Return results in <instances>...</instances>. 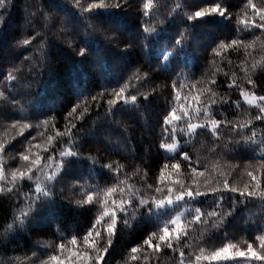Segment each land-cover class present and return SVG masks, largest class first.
Returning a JSON list of instances; mask_svg holds the SVG:
<instances>
[{"label": "trees", "instance_id": "trees-1", "mask_svg": "<svg viewBox=\"0 0 264 264\" xmlns=\"http://www.w3.org/2000/svg\"><path fill=\"white\" fill-rule=\"evenodd\" d=\"M145 2L123 0L119 8L109 6L92 13L83 12L75 0H5L0 8V91L5 94L0 98V166L6 175L0 181V264H44L58 254L61 243L67 245L62 257L70 258L65 264L77 260L72 256L77 249L87 252L93 257L91 264H96V253L83 243V237L93 228L101 207L95 203L94 192L93 203L78 201L97 187H117L118 193L123 187L127 193L131 186V197L125 195L124 199L131 198L133 205L141 198L148 200L146 206L118 212L110 245L103 228L100 237L93 233L97 247H107L100 264H180L181 259L183 264H195L201 248L210 255L227 243L244 250L247 242H253L259 251L255 237L264 235V199L260 197L264 190V120L255 119L259 109L241 100V89L264 96V29L242 30L238 21L246 19L250 25L261 21L247 0H153L148 16L144 15ZM81 3L87 6L85 0ZM252 3L264 7V0ZM216 4L226 9L225 17L211 13L188 19L195 11ZM145 27L154 31L145 33ZM181 33L182 45L176 46L174 41ZM33 36L30 45L20 44ZM233 40L243 43L219 48ZM168 53L172 55L164 60ZM15 69H19L14 72L16 79L9 82L7 74ZM249 79L254 84H249ZM233 80L239 87H229ZM125 85L126 96H137L135 104L120 101L113 107L108 102L116 99L115 90ZM177 91L183 104L176 103ZM196 96L201 104L217 101L211 104V118L221 122L216 135L203 111L191 117L192 122L208 125L198 128L195 136L179 131L186 128V120L177 122L174 136L165 131L169 126L163 121L171 109L175 107L179 114L182 106L198 107ZM73 108L76 112L69 115ZM24 124L29 127L23 128ZM68 128L71 135H56ZM253 131L255 143L247 139ZM49 136L53 137L51 144ZM173 142L176 151L166 152L162 145ZM67 149L78 155L64 160L55 180L48 184L45 174H51L63 159L60 153ZM183 153L190 161L182 159ZM22 154L29 155L30 161L41 157L40 168L33 167L32 180L26 173L25 179L13 186L10 171L23 170L29 164L20 159ZM172 163L181 165L179 172L171 168ZM107 165H112V170ZM193 168L204 175L193 174ZM161 172L165 173L163 184ZM248 172L256 175L260 189H254L256 181ZM37 179L51 188L48 197L35 200ZM173 179L199 187L205 194L175 207L155 208L152 199L163 193L154 188L177 190L179 186L170 182ZM119 180L126 183L120 185ZM225 180L239 191L247 184L255 195L241 197L226 190ZM26 197L35 200L30 211ZM195 208L201 210L200 221L195 220ZM214 210L217 215L209 216ZM22 211L29 214L21 217ZM178 215L187 232L186 236L182 233L179 245L173 238L172 248L161 246L155 252L144 244L155 233V245L166 224L175 227L171 219ZM215 222H220L218 227L213 226ZM73 237L78 245L70 243ZM133 247L140 251L133 254ZM133 255L138 258L131 259ZM240 261L239 257L201 259L199 264ZM78 264H86L83 257Z\"/></svg>", "mask_w": 264, "mask_h": 264}, {"label": "snow or ice", "instance_id": "snow-or-ice-1", "mask_svg": "<svg viewBox=\"0 0 264 264\" xmlns=\"http://www.w3.org/2000/svg\"><path fill=\"white\" fill-rule=\"evenodd\" d=\"M86 5L84 6L81 3V0H75V4L79 7H81V10L83 12H88V13H92L94 10L96 9H107L109 6L112 7H116L119 8L121 6V4L123 3V0H114V2H112L111 4H109L108 2H106V0H91V2H87V0H85ZM5 4V0H0V8H2ZM247 5L248 7H250L253 11V13L259 17V20L261 21V23H255L253 22L251 25L249 23L248 20L246 19H240L238 21L239 24L243 25L244 28L242 30H250V27H257V28H261L264 29V7L262 8H257V6L252 3V0H247ZM153 7V0H146L145 3H143V9H144V15L148 16L150 10ZM177 8H179L180 6L177 5ZM211 13H216L221 17H225L226 16V9H223L221 7V5L216 4L214 6H212L210 9H204V10H198L195 11V13L193 15H189L188 19L189 20H193V19H198V18H203ZM154 31L153 28L150 27H145L144 28V32L145 33H152ZM36 35H39V33H37ZM183 33L180 34V37L177 38L174 41V44L176 46H180L182 45L183 42ZM35 39V36L31 37V38H25L22 41H20L21 45L24 46H28L31 44L32 40ZM242 41L239 40H233L231 41L230 44L226 45L224 43H221L219 45L220 49H226L227 47H231L233 45H239L242 44ZM248 47H250L251 45H247ZM39 47L42 49L43 48V42L40 43ZM81 56L84 55V51L81 50L79 53ZM172 55V53H168L167 55H165L163 57L164 60H168L170 58V56ZM216 55H220V52L217 51ZM25 59H29V57H25ZM257 65H253V70L256 68ZM15 71H19V69H15L12 72H9L7 74V79L9 82H11L12 80L16 79V76L14 74ZM249 84H254V82L249 79ZM212 83H215V80L212 81ZM239 87L238 85L235 84V81L233 80L232 83L229 84V87ZM174 88H176V85H173ZM183 87V84H181V88ZM127 85L119 88L118 90H115V97L116 99L114 100H110L108 103L110 105H112L113 107L115 106L116 103L123 101V103L125 105L129 104L130 102L132 104H135L136 100H137V96L135 94L126 96L125 95V91H126ZM208 91H211V89H208ZM213 96L216 95L215 92L212 93ZM241 96L243 97L244 101L249 105V106H255L256 108L259 109V113L255 116L256 120H264V103H259V102H264V96H256L254 93H249L243 89H241ZM5 94L4 92L0 91V98H4ZM146 98V97H145ZM95 99V98H94ZM195 101L198 105V107L192 108L191 105H188L187 107L182 106L179 109V114H178V110L173 107L171 109V111L169 112L168 116L165 117L163 123L165 125H168L169 128H166L165 131H170V133L174 136L177 133V129H178V124L177 122H180L182 120H186V128H179V131L182 134L188 135L189 137L195 136L196 134V130L198 128H204L207 127L208 125L204 124V123H200V122H192L191 117L193 113H196L197 116H199V113L201 111H203L204 113V119H208L210 120V131H212V133L214 135H216V129L219 128L220 123L219 121L212 119L211 118V104H215L217 103L216 100H212L211 104H201L200 102V97L196 96L195 97ZM254 101H257V103L254 104ZM226 102V101H225ZM176 103H180L183 104V101L181 100V96H180V92L177 91L176 93ZM87 109H85L86 111ZM76 112V108H73L71 110V112L69 113V115H72L73 113ZM77 118H81V117H77ZM245 125H241L240 127H244ZM13 127H15V125H13ZM23 128H27L29 127L28 124H24L22 126ZM75 124L71 125V128H74ZM235 125H233V130L235 129ZM71 128H68L65 130V133H60L57 132L56 135H64V134H68L71 135ZM255 136L256 133L253 131L251 133V136L248 137L247 139L251 140L252 143H255ZM48 143L51 144L53 137L49 136L47 138ZM37 147L39 145H36ZM162 147L166 148V150L168 152H175L176 148H177V144L175 142L173 143H166L164 145H162ZM45 151H47V149H45ZM0 152H3V145L0 144ZM78 155L74 149H67L63 152L60 153V157H62L63 159L57 164V167L54 168L51 172L50 175H48L47 173L46 175V180L48 182V184H50L52 181L55 180L56 178V174L57 172L60 171V168L62 167V164L64 162V160H66L69 157H73ZM20 159L26 162H29V164L26 166L25 169H16V170H11L10 171V176H11V180L10 183L15 186L16 182L18 180H23L26 177V173L27 175V179L32 180L33 177L31 175L32 171H33V167H36L38 170L40 168V163H41V157H37L36 159H33L30 161V157L27 154H22L20 156ZM49 159H52V157L50 156ZM182 159L183 160H189L190 161V157L188 156L187 153H183L182 154ZM0 165H2V161H0ZM45 167H47V165H45ZM106 167L109 168V170H112V165H107ZM165 168L168 167L167 164L164 165ZM181 165L179 163H172L171 164V168L176 170L177 172H179ZM117 173L119 172V168L116 169ZM193 174H198L200 176L204 175V172H196V169L193 168L192 169ZM247 175L249 177H251L252 181H256L255 185H254V189H260L261 188V184L259 181H257V177L256 175H254L252 172H248ZM6 179V175L4 172V169L2 166H0V181H4ZM159 181L161 184L164 183L165 181V173L161 172L160 177H159ZM171 184L173 185H178L179 188L177 190H174L173 187H166L162 188L160 186H157L154 188V191L157 193H163L162 197L160 198H153L152 199V204L155 206V208L157 209H161L167 206H172L175 207L177 204L180 203H187V201L190 200H195L197 197H200L202 195H204L205 193L202 192L200 190L199 187H196L195 189L192 186H185L184 183L181 180L178 179H173L170 181ZM126 183V180H119V184L120 185H124ZM196 182L193 181V184H195ZM152 185H148L149 189H152ZM223 187L226 190H229L231 192H238V195L241 197L244 196H253L255 195V191L252 190H248L249 186L246 184L245 185V190L244 191H239L237 188L235 187H230V185L228 184L227 180H225L223 182ZM9 192H11L13 189L12 187H9L7 189ZM34 194H35V200H38L40 197H48L50 195L51 192V188L47 186V184H44L42 182H40L38 179L35 183V188H34ZM92 192L95 193L97 199L95 200V203L99 204L101 207V213L98 216V218L95 220L94 224H93V228L91 230H89L85 236L83 237V243L87 246H89L90 248H92V250L96 253L95 256V260H96V264H100V261L103 259V256L101 255V253H106L107 252V247L104 248H98L97 247V243L95 238H93V233H95V237H100L101 236V232L100 229L103 228L107 234H108V244H111V236L114 235L115 233V226L118 222V212H122V213H127V210L129 207H132L133 209L140 207V206H146L148 204V200L145 198H141L139 200V203L136 205H133L132 203V199H124L123 197L125 195H129L131 197L132 195V188L130 186L129 191L127 193H125V190L123 187L119 188V193H118V188L117 187H109L107 189H100L99 187L92 189L91 192L86 194V198L83 201H78V203H86V204H90L94 202V196L92 194ZM260 197L262 199H264V190H262L260 192ZM102 198V200H101ZM187 198V200H186ZM26 199H29L30 204H29V211L31 210V204L35 202V200L32 197H26ZM222 197H221V201H222ZM195 212V220L196 221H200L201 220V210L199 208H195L194 209ZM29 214V212H21V217L27 216ZM209 216H216L217 212L214 210L210 213H208ZM21 217H17L16 220L20 223H23V219ZM107 218V219H106ZM181 220V216H176L175 219H171V224L174 225L175 227L173 229H170L167 224L162 228V234L159 235V239L158 242L153 245L152 240L155 237V233H153L149 238H147L144 241V244H146L149 248H152L155 252H159L161 249V246H166L168 248H172L173 247V238L175 239V242L177 245H179L180 240L182 239V233L183 236L187 235V232L184 231L183 226L180 223ZM128 221L125 220V223H127ZM220 222H215L213 226H219ZM12 225H9V228H11ZM255 240L258 241V249L257 250L256 247H254L253 242H247V248L244 250H241L239 248H237V245L234 243H227L225 245H223L222 247H220L217 250H214L211 252L210 255L205 254V250L203 248L200 249V254L197 255L195 257V264H199V262L201 261V259L204 260H235L237 257L241 258V264H248V262L255 260V261H264V235H258L255 237ZM70 243L72 245H78V239L73 237L70 241ZM67 248V245L64 243H61L57 246V255H51L49 257V261L44 262V264H65L66 260H70L69 257H62V254L64 252V250ZM232 249H236L235 253H232L231 250ZM138 251H140V248L138 247H133L131 249V252L133 254L137 253ZM72 256L77 257V260H71V264H78L79 259L81 257H83V260L86 262V264H91V260L93 259L92 256H90L87 252H80L79 249H77L76 251L72 252ZM180 256L183 257L184 256V252L181 251L180 252ZM138 257L133 255L131 257V259L135 260ZM33 264H35V262H33ZM180 264H183V259H181Z\"/></svg>", "mask_w": 264, "mask_h": 264}, {"label": "rangeland", "instance_id": "rangeland-1", "mask_svg": "<svg viewBox=\"0 0 264 264\" xmlns=\"http://www.w3.org/2000/svg\"><path fill=\"white\" fill-rule=\"evenodd\" d=\"M241 100L245 103V104H247L245 101H244V99H243V97H241ZM255 103H257V101H254V104ZM259 103H264V102H259ZM165 150H166V148H165ZM166 152H168L167 150H166ZM167 207H169V206H167ZM241 262V261H240Z\"/></svg>", "mask_w": 264, "mask_h": 264}]
</instances>
